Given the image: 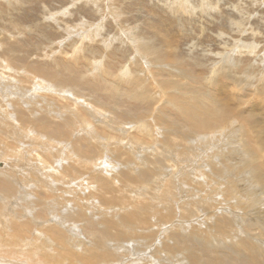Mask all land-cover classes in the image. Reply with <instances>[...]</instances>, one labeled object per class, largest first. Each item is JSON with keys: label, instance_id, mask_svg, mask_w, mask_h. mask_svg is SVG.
I'll return each instance as SVG.
<instances>
[{"label": "bare ground", "instance_id": "6f19581e", "mask_svg": "<svg viewBox=\"0 0 264 264\" xmlns=\"http://www.w3.org/2000/svg\"><path fill=\"white\" fill-rule=\"evenodd\" d=\"M52 20L57 22L56 17ZM133 40L130 44L140 59L134 63L139 68L122 70L124 84L119 81L121 85L115 86L106 78L105 70L100 69L105 60L93 65L97 72L84 68L87 74L99 73L105 89L97 81L91 84L83 68L76 71L73 58L66 59L67 65L57 58L52 71L37 66L31 71L29 64L17 67L18 72L13 65L24 64L26 60L20 56L25 54H19L11 43H0L4 56L0 57L1 71L24 75L29 83L16 93L14 86L4 87L2 81L12 79L0 73V131L20 147L15 149L0 139V228L21 237L16 243L21 250L0 249V264H32L39 258L44 260L37 264H264V162L256 144L263 129L252 125L254 118L247 116V128L242 132L238 128L243 134L236 132V139H231L240 146L230 148L227 127L237 123L235 117L228 111L221 113L220 105H211L206 96L207 105L197 100L198 96L199 104L192 102L185 84L172 83L170 95L167 82L173 79L161 80L166 73L172 74L167 71L185 75L183 69L173 66L179 61L170 63L168 58L166 62L168 56L164 58L163 49L153 45V40ZM152 69L159 71L162 79H157ZM96 87L109 99L119 96L120 105L123 101L139 107L135 113L118 105L104 108L87 97L91 93L85 94ZM76 107L97 127L115 130L110 123L120 125L116 128L124 136L130 131L127 121L132 124L138 117L145 122L139 129L149 142H136L126 133L130 145L101 146L100 134ZM165 107L181 114L190 125L184 127L172 120ZM217 118L220 127L215 124ZM199 139L212 146L193 154L194 162L202 163L191 168L193 161L185 163L183 156L193 151ZM155 179L164 186L153 188L154 192L150 182ZM240 183L244 188L255 186L259 193L250 199L238 188ZM94 184L99 190L91 187ZM92 230L96 233L91 234ZM22 243L29 246L25 248L29 254L23 253Z\"/></svg>", "mask_w": 264, "mask_h": 264}, {"label": "rangeland", "instance_id": "374dc122", "mask_svg": "<svg viewBox=\"0 0 264 264\" xmlns=\"http://www.w3.org/2000/svg\"><path fill=\"white\" fill-rule=\"evenodd\" d=\"M174 1L175 0H0V39H4H2L3 41L1 40L0 43L4 45L5 43H11V47L16 51L18 50L19 54L24 53L26 57H23V54L20 57L26 61L29 60L28 62L25 61V63L21 65H17L16 63L12 64H14V67L16 65V68H19V66L22 68L28 67L30 64L31 71H34L32 66L46 68L45 70L52 71L53 69L51 67L56 65L59 60H61L59 62H65L67 65L68 61H66V59L72 60L73 58L76 71H80L83 68L82 72H85L84 68H86L88 71L95 69L93 71L97 72L96 66L93 65L96 63L99 64L100 60H105L102 62L100 61V69L101 71L105 70L103 74H106V78L108 77L112 85L116 86L118 84L121 85V83L124 84L125 79L120 75L124 68L131 67V71L132 69L134 71L139 68L137 64L134 63V60L136 61L138 59V61H140V59L136 53V48L130 44L131 39H134L133 41H137L138 39L153 40V45L156 47L161 46L163 49L164 58L168 56L165 58V61L167 62L169 58L171 63V61L177 59L179 62L174 63L173 66L178 67V70L183 69L185 72V75L180 76V74H176V72L167 71L172 74L169 75L166 73L165 76L163 75L162 79L160 78L161 75L159 71L152 69L157 73L156 78L162 79L161 81L164 79L172 81L173 79L171 83L167 82L168 88H170H167L168 93L170 92L169 94L173 95V93L171 94V87L174 88V84L172 83L178 82L177 84H185V91H187V89L189 90L187 91L189 95L188 99L192 102L199 104V102L195 100L196 96H198L196 98L197 100L200 98L203 102L208 98L206 101L212 102L210 103L211 105H215V103L220 105L221 113L228 111L229 114H231V118L235 117L237 123H232V125L227 127L230 133L226 135V140L228 144H230L229 147L232 149H237L240 144H236L231 139H236L238 128H240V132H242L244 127L247 128V116H252V118H254L252 125L255 123V125L263 129L257 135L260 136V138L255 137L256 144L261 147V157L264 162V144L262 143L264 140V0H176V2L173 3ZM186 2L193 5V7L189 6V4L186 5ZM183 5H185L184 8ZM55 17L57 20L56 23L52 20ZM19 26H21L20 28L22 29L20 34H18L19 31L17 29ZM57 32L58 34L56 36ZM9 39L11 42L8 41ZM113 39L115 40L112 43L111 41H113ZM108 44L109 46H107ZM6 53L9 54L10 52L6 50ZM229 54H232V57ZM0 57L4 58L3 48H0ZM59 57L61 58L59 59ZM227 64L230 65L227 66ZM224 66L228 72L224 69ZM18 68L17 70L20 69ZM218 71V76H215ZM18 72H20V70ZM108 72H111L113 75L109 77V75H107ZM0 73H2L6 79H12L2 82L6 88L11 85L14 86L13 90L16 93H19V90L24 91L29 86L24 75L13 74L12 76L11 73L2 72L1 69ZM85 74H87V72H85ZM93 74L91 72L87 74L86 78H89V82L93 85L96 81L100 83V74ZM229 74H231L233 78L228 76ZM20 76L24 78L22 79ZM119 81L121 83H119ZM101 83L97 85H101L102 88L105 89V86L103 87V83ZM0 85L2 86L1 83ZM112 85L107 83L109 89L115 90V87ZM98 88L99 87H96L93 91L88 89V92L84 90L83 92H86V95L91 93L87 95V97H92L95 102L98 101L97 103L103 105L104 108L108 109L111 108V106L118 105L117 107L121 109L135 113L137 110L135 108L139 107H134L135 105L133 106L131 102L125 103L123 101H121L122 105H120L119 96L109 99V97L105 96L107 95L106 92L103 93V90ZM192 93H194L195 96ZM113 102L115 103L112 104ZM162 102L163 100H161V104ZM205 103L206 102H204V105ZM169 105L170 104H168V106ZM169 107L173 109L171 105ZM76 109L82 117L84 116L83 119H85V122L87 120L86 123L88 125L92 123L90 124V127H93L92 130L94 129V131L100 134L99 136L103 139L101 140L102 142L100 141L101 146L112 148L113 146L119 145L120 147L124 142L130 145L129 140L131 139L128 137L129 135H127L129 133H131V137H134L136 142L146 140V138L143 137L144 131L139 129L145 122H141L138 117L132 121V124L131 120H128L129 122L127 121L126 126L128 125L127 128H129L130 131H127V134L125 133L124 136V132L116 128L120 125L110 123V125L115 126V130H111L110 127L105 126L97 127L80 107H76ZM164 112L168 113L169 117L181 126L186 127L190 125L187 119L181 114L172 112L168 107L164 108ZM22 118L23 117H20L19 121H22ZM119 119L122 121L124 118ZM149 122L155 125L152 120ZM133 124H135L134 127L138 129L134 128ZM215 124L218 127L221 126L219 118L215 120ZM227 125L228 122L226 125H222V128ZM151 128L154 129L153 127ZM0 134H3L0 135V139L2 138L1 140H3V143H9V145H12L15 149L20 148L19 146H15L18 144L11 139L9 140L4 132L0 131ZM238 134L243 133L238 132ZM4 136H6L7 139L4 138ZM204 136L207 137L206 134H204ZM220 136L221 135H218L217 137L219 140H221ZM192 137L194 140L197 139L195 133ZM146 141L149 142L148 139ZM129 145L127 144V146ZM194 145L193 151L190 153L187 152L186 155L183 156V159L186 160L185 163L190 161V159L191 162L193 161L191 168H197V164L199 166L202 163L201 161L194 162V155H197L196 153L201 154L205 150H209L207 148L208 146H212L208 141L202 142L200 139ZM162 182L163 181H159V179H155L150 182V186H153L152 189L155 187L162 188L164 186L160 184ZM148 186L149 185H146L145 187ZM91 187L94 190L98 189L96 184ZM238 188L242 193H246L248 196L257 195L259 193L258 188L251 184L246 185L244 188L242 183H240V187ZM155 189H153V191ZM255 191L256 193L253 194ZM148 195H150V192H148ZM251 197L252 196H250V199H252ZM78 227L80 229L79 225ZM12 231L15 232L14 230ZM249 232L254 233L256 231L249 229ZM95 233V230L91 231V234ZM43 235L47 236V233L44 231ZM15 237L16 236H11L8 229L3 230V228H0V239H2L0 243L3 244L2 246L0 244V249L10 246L11 248H19L21 250V246L16 245L21 237ZM6 238L8 240H6ZM22 246L24 248L23 253L29 254L25 252V248L29 246L23 245V243ZM235 257L237 260L243 259L239 256ZM19 260L21 262L24 261L23 258ZM43 260V258H39L37 261H32V264H37ZM57 262L59 263V260H57ZM59 264H62V262ZM144 264L149 263L145 262Z\"/></svg>", "mask_w": 264, "mask_h": 264}]
</instances>
